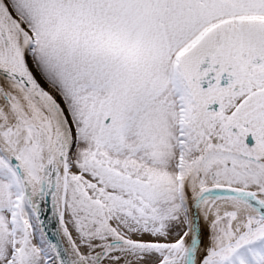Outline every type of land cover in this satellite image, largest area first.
Segmentation results:
<instances>
[{"label": "snow or ice", "instance_id": "1", "mask_svg": "<svg viewBox=\"0 0 264 264\" xmlns=\"http://www.w3.org/2000/svg\"><path fill=\"white\" fill-rule=\"evenodd\" d=\"M0 264H264V0H0Z\"/></svg>", "mask_w": 264, "mask_h": 264}]
</instances>
